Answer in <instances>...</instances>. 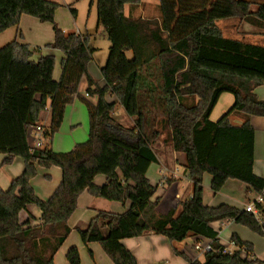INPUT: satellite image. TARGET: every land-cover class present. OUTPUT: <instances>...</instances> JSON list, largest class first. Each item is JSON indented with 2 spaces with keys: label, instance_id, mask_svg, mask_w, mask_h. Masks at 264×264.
I'll list each match as a JSON object with an SVG mask.
<instances>
[{
  "label": "trees",
  "instance_id": "trees-1",
  "mask_svg": "<svg viewBox=\"0 0 264 264\" xmlns=\"http://www.w3.org/2000/svg\"><path fill=\"white\" fill-rule=\"evenodd\" d=\"M96 2L97 25L105 30L108 56L100 69L103 86L88 76L93 49L90 35L65 34L55 22L59 5L47 0H0V33L19 24L22 15L52 26L53 43L45 48L62 53L58 81L53 79L55 58L41 55L16 39L0 49V154L1 167L20 158L24 168L6 190L0 189V264H54V256L70 233L68 220L83 192L111 202L128 204L121 214L98 212L84 229L77 228L84 245L98 243L113 264H137L121 241L145 234L161 235L170 244L194 237L206 239L212 251L203 262L173 247L186 264H264L251 259L253 246L237 235L238 247L223 254L210 224L231 220L264 238L250 213L225 204L203 202V176L211 177L213 195L228 180L247 186L254 194L264 190V179L254 174V128L251 117L264 118V100L254 90L264 86V47L224 38L216 22L237 19L264 27V0H158V17H133L141 0ZM129 6V15H125ZM255 6V11L251 7ZM74 18L76 11L69 8ZM127 53L132 58H127ZM95 105L85 99L89 119L87 140L66 153H56L52 141L65 108L72 103L82 77ZM230 94L233 105L211 121L219 97ZM114 99L108 102L106 97ZM119 106L130 126L114 117ZM50 108L44 143L31 152L30 132ZM240 113L244 122L230 124ZM169 146L182 154L192 183L180 211H156L160 196L147 177L157 163L154 146ZM61 170V181L47 200H40L30 182L38 168ZM48 178V176H45ZM104 177L102 185L95 178ZM171 180L164 184L170 185ZM32 205L40 212L37 224L19 215ZM106 229V234L103 230ZM244 252V256L242 253ZM91 255V254H90ZM68 264H81L76 247L65 255Z\"/></svg>",
  "mask_w": 264,
  "mask_h": 264
},
{
  "label": "crops",
  "instance_id": "crops-1",
  "mask_svg": "<svg viewBox=\"0 0 264 264\" xmlns=\"http://www.w3.org/2000/svg\"><path fill=\"white\" fill-rule=\"evenodd\" d=\"M59 5L55 12V22L58 27L65 33H78L80 35H89L87 25L84 31L77 29V12L73 5L78 0H47ZM251 1V0H249ZM72 8L76 11V15L72 17V26L65 22L64 13L62 10H69ZM251 11H255V6L251 7ZM125 15H129V6H125ZM133 17L142 18H157L158 17V0H141V4L137 9L132 11ZM220 22V23H219ZM224 38L237 40L243 43L258 45L264 47V27H257L248 22H239L237 19H228L216 22ZM103 28V27H102ZM101 30V26L96 25V29ZM104 30V29H103ZM105 31V30H104ZM106 34V33H105ZM107 38V36H106ZM17 40L21 44H27L32 49H40V53H36L32 60H37L41 55H52L55 58V65L53 70V79L58 81L61 74L60 64L63 55L58 50L45 48L46 45L53 43L54 34L52 26L46 23H40L37 19L30 16L22 15L19 24L16 27H11L0 33V49ZM90 45V40H89ZM90 47V46H89ZM94 50L91 62L87 67L88 76L99 87L103 86V79L100 74V69L103 67L95 62L94 56L97 49ZM88 81L84 76L81 78L78 92L72 98V103L65 108L63 121L59 131L55 134L52 141V149L56 153H66L74 149L77 144L83 143L87 140L89 133V119L87 109L83 99L95 105L97 102L96 96L84 95L87 93ZM254 93L260 100H264V86L257 87ZM108 102L114 101L110 96L106 97ZM234 98L230 94H222L211 113V121H217L232 105ZM44 114L41 113L40 117ZM230 124L233 126H240L244 122V117L240 113H232L229 116ZM50 123V114L45 122V128H48ZM250 123L254 128V174L264 179V118L251 117ZM165 153L162 151L161 155H157V163L155 169L151 170L150 166L147 177L152 185H157L151 180L150 173L159 180L163 177L165 180H171L170 185L165 184L161 188L160 201L157 205L156 211L158 214L165 215L170 209L180 211L179 203L189 197L192 192V183L189 180L188 173L184 168V157L182 154L171 151ZM1 155V154H0ZM3 160V155L0 156V164ZM24 165L20 158H15L9 166L0 168V189L6 190V186L10 185L11 181L18 177L23 171ZM4 172V173H1ZM45 176H48L46 178ZM53 179L51 184L43 183L42 180ZM61 181V170L57 167H52L48 170L38 168V173L30 182L35 194L40 200H47L54 192ZM211 177L207 174L203 176V202L209 207H217L225 204L242 210L248 201L255 198L256 194L247 190V186L235 180H228L221 191L213 195L210 190ZM105 178H95L96 185H102ZM9 187V186H8ZM264 193V190H263ZM128 204H121L118 202L107 201L102 198L90 196L86 191L83 192L78 200L77 207L74 213L68 220L70 233L63 242L59 250L54 256V264H68L65 258L66 252L71 247H76L79 252L81 264H113L107 255L103 252L98 243H89L84 245L81 242L77 228L84 229L89 221L96 216L98 212H106L112 214L123 213ZM32 218L31 222L37 224L40 212L39 210L29 205L25 211L19 215L20 221H25ZM211 228L217 233L219 244L230 252L238 250L237 246H231L230 242L232 235H237L242 241L252 244V255L257 259L264 258V251L257 248L258 238H262L257 234L249 231L247 228L235 224L231 220H223L210 224ZM106 234V229L103 230ZM256 236V237H255ZM207 243L206 239L196 241L194 237L187 240L170 244L169 241L161 236L154 234H145L137 238H129L121 241V244L131 252L136 259L137 264H186V262L173 253V247L177 251L183 252L190 258L200 261L199 257L195 255L192 246L197 243ZM91 254V255H90ZM245 254L243 253L242 256ZM202 256V255H200ZM204 260V256H203ZM200 261V262H203Z\"/></svg>",
  "mask_w": 264,
  "mask_h": 264
},
{
  "label": "rangeland",
  "instance_id": "rangeland-1",
  "mask_svg": "<svg viewBox=\"0 0 264 264\" xmlns=\"http://www.w3.org/2000/svg\"><path fill=\"white\" fill-rule=\"evenodd\" d=\"M73 8L76 9L77 12V29L80 31H84L85 26L87 25V30L88 33L90 35V48H95L97 49L95 51V62L97 64H100L101 66H104L107 56H108V48H109V42L106 38V34L105 31L103 30V28L101 27V30H97L96 29V25H97V11H96V2L93 1V4L90 6V0H78L74 5ZM64 13V17H65V22L66 23H70L72 26V17L70 16L69 10H62ZM220 23V22H219ZM264 44V43H262ZM127 58L131 59L132 58V54L131 53H127ZM114 117L118 120V122L124 124L125 126H130L131 125V121L128 117L125 116L124 112L122 111V109L117 106L115 108L114 111ZM154 150L156 152V155H161L162 151L165 153L166 151H169V146H164L161 144V140H159V142L156 143V145L154 146ZM1 156V155H0ZM155 169V165H153L151 167V170ZM4 173V172H1ZM150 178H152L151 180H153L154 182H156V184L159 182V180H157L151 173H150ZM102 177H99V179H101ZM43 183L46 184H51L53 182V179H49V180H42ZM9 185L6 186V188H8ZM165 186L164 182L162 183L161 187L157 188V192L156 194L158 195L161 192V188H163ZM256 237V236H255ZM258 244H257V248L260 251H264V238H258ZM200 261L203 260V256H198Z\"/></svg>",
  "mask_w": 264,
  "mask_h": 264
},
{
  "label": "built area",
  "instance_id": "built-area-1",
  "mask_svg": "<svg viewBox=\"0 0 264 264\" xmlns=\"http://www.w3.org/2000/svg\"><path fill=\"white\" fill-rule=\"evenodd\" d=\"M84 97H88V94H85ZM44 115L40 117L39 123L35 126L29 136L30 140V150L31 152L39 149L42 147L44 143V129H45V122L50 114V108L47 107L42 112ZM165 181L163 177L160 178L158 182V186L161 187L162 183ZM244 211L250 213L257 224L262 227L264 225V193L257 194L255 198L251 199L247 202V204L243 207ZM231 246H236L233 241L230 242ZM192 250L196 256H204L206 253L212 251L211 243L208 241L207 243L197 242L192 246ZM223 254H232V252L228 251L227 249H223ZM244 253V252H243ZM242 253V254H243ZM195 259H197L195 257ZM251 259H257L256 256L252 255Z\"/></svg>",
  "mask_w": 264,
  "mask_h": 264
}]
</instances>
